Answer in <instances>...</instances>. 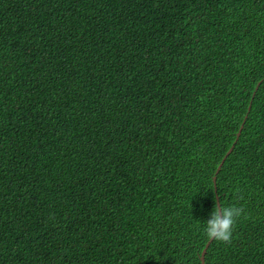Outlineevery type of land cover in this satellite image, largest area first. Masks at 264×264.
Segmentation results:
<instances>
[{
  "label": "trees",
  "instance_id": "obj_1",
  "mask_svg": "<svg viewBox=\"0 0 264 264\" xmlns=\"http://www.w3.org/2000/svg\"><path fill=\"white\" fill-rule=\"evenodd\" d=\"M236 188L204 264H264V0H0V264H201Z\"/></svg>",
  "mask_w": 264,
  "mask_h": 264
},
{
  "label": "clouds",
  "instance_id": "obj_2",
  "mask_svg": "<svg viewBox=\"0 0 264 264\" xmlns=\"http://www.w3.org/2000/svg\"><path fill=\"white\" fill-rule=\"evenodd\" d=\"M233 195V203L225 205L221 202L218 206H214L209 219L204 223L203 235L208 240L230 245L237 222L242 218H248L246 209L241 203L245 199L243 192L236 188Z\"/></svg>",
  "mask_w": 264,
  "mask_h": 264
},
{
  "label": "water",
  "instance_id": "obj_3",
  "mask_svg": "<svg viewBox=\"0 0 264 264\" xmlns=\"http://www.w3.org/2000/svg\"><path fill=\"white\" fill-rule=\"evenodd\" d=\"M238 138H239V133L236 135V139H238ZM230 151H231V149L227 152L226 156L229 155ZM224 160H225V158H224ZM221 165H222V163H221ZM220 166H219V168H220ZM214 181H215V178H214ZM216 201H217V206H218L219 205V200H218L217 197H216ZM210 243H211V241L208 240V242L206 243V245H205V247H204V249H203V251H202V253L200 255V262H201V264H204V255H205V252H206L207 248L209 247Z\"/></svg>",
  "mask_w": 264,
  "mask_h": 264
}]
</instances>
